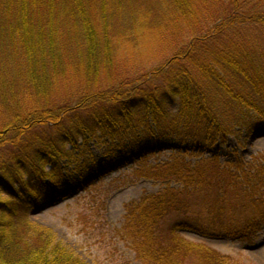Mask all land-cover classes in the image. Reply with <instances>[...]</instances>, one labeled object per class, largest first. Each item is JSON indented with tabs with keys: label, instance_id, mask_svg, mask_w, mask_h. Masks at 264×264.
<instances>
[{
	"label": "trees",
	"instance_id": "trees-1",
	"mask_svg": "<svg viewBox=\"0 0 264 264\" xmlns=\"http://www.w3.org/2000/svg\"><path fill=\"white\" fill-rule=\"evenodd\" d=\"M112 29L134 46L151 30L175 34L172 55L134 82L103 86L99 73L120 57ZM83 76L76 95L57 90ZM251 119V129L264 123V0H0V264H85L28 217L48 183L87 168L94 138L109 155L166 141L186 149L137 162L135 178L163 185L125 208L120 233L139 262L240 264L181 231L253 242L264 227V158L184 155L213 149Z\"/></svg>",
	"mask_w": 264,
	"mask_h": 264
},
{
	"label": "rangeland",
	"instance_id": "rangeland-1",
	"mask_svg": "<svg viewBox=\"0 0 264 264\" xmlns=\"http://www.w3.org/2000/svg\"><path fill=\"white\" fill-rule=\"evenodd\" d=\"M109 31V40L120 48V57L115 70L99 73L95 81L103 86L118 82L121 84L126 80L134 82L144 72L172 55L170 43L175 40V34L171 37L170 34H159L160 30H151L152 32L140 36L134 46V40L128 35H121L117 29ZM180 46L179 44L177 49ZM84 52L82 50V54ZM86 80L85 76L79 80L73 77L71 82L67 80V84L60 85L57 90L63 97L76 95L77 89L84 87L79 83L87 84ZM172 109H176V104ZM250 122L248 126L237 127L238 133L231 134L224 143H217L213 149L200 155L195 151L192 152L194 154H185L184 160L195 163L210 158L215 153H219L221 164L235 159L249 160L252 156L264 158V123L251 129L257 122L254 119ZM50 136L53 138L52 133ZM82 138L78 139L82 141ZM89 144L91 160L86 164L87 168L83 170L73 166L64 171L60 183H48L46 197L30 210L28 220L35 226L50 230L55 240L61 241L68 252L78 257L82 263L142 264L135 258L128 241L120 233L125 208L142 195L157 192L163 186L154 180L135 178L134 173L142 165V162H137L149 153L152 154L146 156L148 164L164 162L178 151L183 152L184 148L166 141L145 144L136 151L117 149L109 155L105 153L103 146L96 143L95 138ZM54 147L56 153L63 149L56 144ZM67 148L69 145H66L65 149ZM36 165L33 161L25 169L14 171L10 181L12 178L19 180L26 177ZM5 197L0 191V199ZM202 204V197H198L196 211L205 210ZM190 210L192 211L191 208ZM178 217L176 214L167 216V224ZM181 234L186 240L204 243L218 254L240 264H264V227L251 243L201 235L188 230H182Z\"/></svg>",
	"mask_w": 264,
	"mask_h": 264
}]
</instances>
